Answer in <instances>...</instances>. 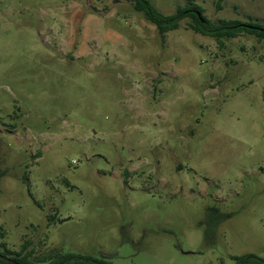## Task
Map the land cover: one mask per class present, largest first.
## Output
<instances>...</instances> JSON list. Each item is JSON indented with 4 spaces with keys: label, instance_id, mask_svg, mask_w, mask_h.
Returning <instances> with one entry per match:
<instances>
[{
    "label": "rangeland",
    "instance_id": "374dc122",
    "mask_svg": "<svg viewBox=\"0 0 264 264\" xmlns=\"http://www.w3.org/2000/svg\"><path fill=\"white\" fill-rule=\"evenodd\" d=\"M193 2L264 26V0ZM135 4L0 0V243L112 264L264 258V40L220 43L189 18L161 36Z\"/></svg>",
    "mask_w": 264,
    "mask_h": 264
},
{
    "label": "trees",
    "instance_id": "16d2710c",
    "mask_svg": "<svg viewBox=\"0 0 264 264\" xmlns=\"http://www.w3.org/2000/svg\"><path fill=\"white\" fill-rule=\"evenodd\" d=\"M185 7H179L177 12L171 16H165L159 12L149 0H136L135 10L143 13L147 20L155 25L161 36H165L171 31L180 28V23L191 19V29L205 37L216 39L220 43L224 39H236L244 35L256 36L264 40V26L254 22L241 20H222L213 22L204 16V10L196 5L193 0H187ZM0 173V183L4 174ZM214 234L212 230L207 231V237ZM28 246L25 244L21 251H11L6 243H0V255L11 259L17 264H112L106 255L93 257L79 253H63L52 249L47 254L32 258L27 252ZM235 264H264V258L256 254H247L234 258ZM0 264H11L0 259Z\"/></svg>",
    "mask_w": 264,
    "mask_h": 264
},
{
    "label": "water",
    "instance_id": "95a60500",
    "mask_svg": "<svg viewBox=\"0 0 264 264\" xmlns=\"http://www.w3.org/2000/svg\"><path fill=\"white\" fill-rule=\"evenodd\" d=\"M0 259L6 261V262H8V263H11V264H17V263H15L14 261H12L11 259L6 258V257H4V256H2V255H0Z\"/></svg>",
    "mask_w": 264,
    "mask_h": 264
}]
</instances>
